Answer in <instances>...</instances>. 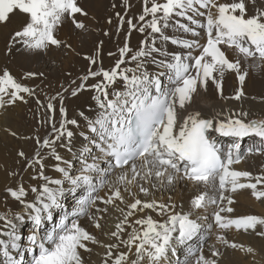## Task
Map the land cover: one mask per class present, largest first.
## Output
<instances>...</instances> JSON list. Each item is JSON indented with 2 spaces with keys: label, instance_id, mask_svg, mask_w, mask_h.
Instances as JSON below:
<instances>
[{
  "label": "snow or ice",
  "instance_id": "1",
  "mask_svg": "<svg viewBox=\"0 0 264 264\" xmlns=\"http://www.w3.org/2000/svg\"><path fill=\"white\" fill-rule=\"evenodd\" d=\"M120 6L105 29L78 18L94 19L80 0H0V25L21 20L5 55L20 45L86 62L48 91L23 82L43 72L0 69V115L25 105L35 121L27 134L3 129L32 147L16 151L19 167L4 168L0 264H95L93 253L98 264H233L230 253L255 264L258 249L241 238L264 242V215L233 205L245 192L264 203V162L240 167L264 157V113L243 106L247 77L264 68V0H141L131 16V0ZM66 25L109 39L113 27L123 33L107 53L112 64L104 66L103 39L77 52L60 37ZM229 74L240 86L225 95ZM210 86L223 103L201 108L196 98ZM83 93L87 111L70 117L66 101Z\"/></svg>",
  "mask_w": 264,
  "mask_h": 264
},
{
  "label": "bare ground",
  "instance_id": "2",
  "mask_svg": "<svg viewBox=\"0 0 264 264\" xmlns=\"http://www.w3.org/2000/svg\"><path fill=\"white\" fill-rule=\"evenodd\" d=\"M80 3L85 8V10L88 11L89 17L94 18L90 19L78 17L79 19L84 20L86 25H88L90 28L95 26L96 28L107 29L109 26L104 22L106 18L112 15L115 22L114 12L120 11L123 13V8L120 6L121 0H80ZM113 3L117 4L116 9H112L111 5ZM131 3L133 6L129 12V16L138 14L141 9V0H131ZM18 25H21L19 16H12L6 25H0V51L2 54L0 56V69L7 67L13 73V75L16 77L18 76V78L22 76L23 73L28 71L43 72V78L36 80H26L23 82L29 85H37V83L39 84V81L41 80L42 83H47V85L51 83L54 86H58L61 83H67L82 70L84 64L86 63L83 61L82 56H77L75 52H69L66 49L53 50L48 55L41 54L37 56L28 55L22 50L20 45H16L12 49L11 54L5 55L6 51L4 52V44L8 41L9 33L19 29ZM126 28L127 26L125 25V30ZM112 31L113 36L111 39H109L108 37H103L98 31L80 33L78 30H73L70 26L66 25L60 32V37L67 40L77 52L82 54L89 53L94 47V44L103 39L104 66L107 68L114 60V57H109L107 53L109 51H115L118 43H123V33L117 37L115 35L114 27L112 28ZM139 39V33L134 32L131 36V44L133 47L138 45ZM65 52H67V55H65ZM73 59L75 60L74 63ZM68 73H71V75H67ZM239 86L240 85L238 81H236L234 74L227 75L224 83L225 95H231L234 89ZM243 89L247 96V99H245L243 102V106L259 117L261 113H264V103H261L259 100L260 97H264V68L260 69L259 71L251 72L246 79ZM253 97H256L257 99H252ZM88 103H91L88 93H83L79 98H69L66 101V105H70L69 113L71 114L69 116H73L75 110L77 109L87 111ZM196 103L199 107L206 108L208 105L223 102L218 100L214 88L210 86L206 94H202L201 97L196 98ZM228 103L233 106H239V102L236 101H229ZM30 117L31 113L25 109L24 105L14 108L11 115L8 113L0 115V147L1 149L3 148V150H6L8 155L15 157L14 154L16 153V149H18L17 147L20 146L21 148L26 144V142H20V140L16 141V139L4 132L3 129L5 127H10L14 131L21 133V131H23V124ZM248 143L249 141L247 140L244 142L245 145ZM9 158L10 157H8V160H6L5 157H0V163L8 166L10 162ZM16 159L18 158L15 157L13 163L8 168H11L13 165L14 167L16 166ZM262 162H264V157H251L246 164H242L240 167L247 168L248 170H255ZM237 200V207H235L239 209L241 213L264 215V203L255 201L247 192L237 197ZM71 203L72 199L70 197L65 200V204L70 205ZM28 229L25 231V234L30 231H28ZM241 239L244 242L255 241V239L251 237ZM255 242L259 245L256 247L252 243V245L259 251V255L256 257H260L261 255L264 256V242H261L257 239ZM237 256L229 254V259L233 261V264H246L245 262L242 263L243 259H240L241 256ZM235 258H238L237 260L241 261L236 263L234 262ZM181 259H183V256H181Z\"/></svg>",
  "mask_w": 264,
  "mask_h": 264
},
{
  "label": "rangeland",
  "instance_id": "3",
  "mask_svg": "<svg viewBox=\"0 0 264 264\" xmlns=\"http://www.w3.org/2000/svg\"><path fill=\"white\" fill-rule=\"evenodd\" d=\"M21 25H18V27H20ZM6 45H7V42L4 44V52L6 51ZM2 54H1V51H0V56H1ZM75 62V60L73 59V63ZM107 62H108V60H107ZM110 62V61H109ZM18 77V76H17ZM73 78H75V77H73ZM38 84V83H37ZM39 84H40V86L41 87H44L45 88V91H48V89L45 87L46 85H47V83H42L41 82V80L39 81ZM31 85H34V84H31ZM59 86V85H58ZM57 86V87H58ZM41 99H43V96H41ZM25 106V105H24ZM32 107H34V103L31 105ZM29 106H25V109L26 110H28L27 108H28ZM67 107H68V112H70V105H67ZM17 108V107H16ZM14 110V108H12V109H9V111L7 112L9 115H11L12 114V111ZM31 113V112H30ZM71 113H69V115H70ZM28 120V121H27ZM26 120V124L24 123L23 124V131H21V133H29V132H31L32 131V128H33V126H34V124H35V121L33 120V118H32V113H31V117L30 118H28ZM27 126H29V127H27ZM30 128V129H29ZM26 129V130H25ZM28 130V131H27ZM16 141H19V140H16ZM20 142H26V141H20ZM29 143V144H28ZM32 147V144H31V142L30 141H28V142H26V144L25 145H23L21 148H23L26 152L28 151L29 152V154L31 153V148ZM18 149H16V151L17 150H19L20 149V146H18L17 147ZM30 150V151H29ZM15 155V157H16V153L14 154ZM0 157H5V159L6 160H8V157H10L9 159H10V162H9V164H8V166H5V165H3V164H1L0 163V212H3L4 210H5V207H4V204H5V196H6V193H5V191H4V188H5V184L6 183H9V181L6 179V176H5V173H4V168L5 167H9L12 163H13V160H14V158L15 157H12V156H10V155H8L7 154V151L6 150H3V148L1 149V147H0ZM16 167H19V165H17L16 164V166L14 167V165L11 167V168H16ZM24 180L27 182L28 180H29V177L27 176V174L24 176ZM68 199V198H67ZM66 199V200H67ZM73 202V201H72ZM10 206H11V208L13 209V210H15L16 209V207H17V205L14 203V202H12L11 200H9L8 202H7ZM67 206H71L72 205V203L70 204V205H68V204H66ZM237 207V204H235V205H233V207ZM235 207V208H236ZM236 212H237V214H240L241 213V211L239 210V209H237L236 208ZM246 214V213H245ZM28 228H30V225H26L23 229H22V231L25 233V231L28 229ZM30 229H28V231H29ZM255 241H256V239H255ZM255 241H252V242H247L246 241V243H250V244H254L256 247H258L259 245L258 244H256V242ZM208 243H212V239H210L209 241H208ZM230 254H233V255H239V257L241 256L239 253H230ZM238 257V256H237ZM238 258H235V261L234 262H236V263H238V261H241L242 259V263L243 262H245L246 264H252V258L251 257H249V258H247V260H245V258H243L242 256L240 257V259L241 260H237ZM92 261H94L95 262V264H98V257L96 256V254L95 253H93V255H92ZM255 264H264V256H260V257H255Z\"/></svg>",
  "mask_w": 264,
  "mask_h": 264
}]
</instances>
